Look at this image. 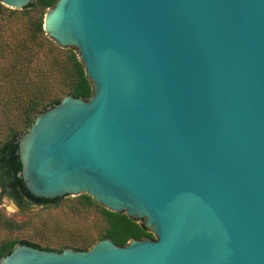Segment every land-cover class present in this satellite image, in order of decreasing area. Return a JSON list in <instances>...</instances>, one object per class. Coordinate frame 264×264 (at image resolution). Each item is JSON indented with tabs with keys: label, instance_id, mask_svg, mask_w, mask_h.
Masks as SVG:
<instances>
[{
	"label": "water",
	"instance_id": "water-1",
	"mask_svg": "<svg viewBox=\"0 0 264 264\" xmlns=\"http://www.w3.org/2000/svg\"><path fill=\"white\" fill-rule=\"evenodd\" d=\"M43 31L92 94L17 139L25 187L86 194L154 239L17 244L0 264H264V0H57Z\"/></svg>",
	"mask_w": 264,
	"mask_h": 264
},
{
	"label": "rangeland",
	"instance_id": "rangeland-1",
	"mask_svg": "<svg viewBox=\"0 0 264 264\" xmlns=\"http://www.w3.org/2000/svg\"><path fill=\"white\" fill-rule=\"evenodd\" d=\"M0 6V103L5 104L4 108L0 107L1 140L7 135V125L17 124L13 117L17 111L11 100L23 86L21 84L31 80L33 89L46 88L48 100L59 99L72 88L75 76L66 71L64 54L57 56L54 62L44 47L29 42L30 22L40 17L39 7L24 11ZM30 51L34 54L32 57ZM20 67L22 73L18 72ZM0 212L12 224L10 228L0 225V245L13 240H28L57 252L74 249L84 242L92 247L106 227L104 218L96 209L88 208L68 195L61 197L56 204H26L20 208L0 188Z\"/></svg>",
	"mask_w": 264,
	"mask_h": 264
},
{
	"label": "trees",
	"instance_id": "trees-1",
	"mask_svg": "<svg viewBox=\"0 0 264 264\" xmlns=\"http://www.w3.org/2000/svg\"><path fill=\"white\" fill-rule=\"evenodd\" d=\"M56 1L57 0H36L33 4L21 9L24 11H29L35 7L41 9L40 17L36 21L32 20L30 22L31 31L28 39L32 45L44 47L46 54H49V56L52 57L51 60L54 62L57 61V56L64 54L66 59V71L75 76L72 88L65 93L64 97L71 95L73 97L87 99L91 96L92 91L75 49L60 47L54 41L50 40L43 31L44 15ZM0 10H2L1 6ZM31 48L33 47L30 46V49ZM33 55L34 54L31 53V57ZM11 71H14V68H12ZM18 72L22 73L21 67ZM32 83L33 82L29 80L27 83L21 84L23 86H20L18 91L15 92L17 93L15 94L16 97L12 98L11 101L17 111L13 116L17 124L7 125V135L4 139L0 140V188L2 193L12 199L20 208L24 207L26 204L46 206L49 204H56L61 200V198L41 199L34 197L25 187L20 177L21 163L19 160L17 139L30 128L37 114L58 104L64 98L48 100L46 88L39 87L35 90L33 86H31ZM4 105L5 104L0 103V107L4 108ZM75 199L88 208L96 209L104 218L106 227L103 234L100 235L96 241L110 239L117 246H124L130 239H154L153 235L148 232L141 220L131 219L124 213L111 212L94 202L92 198L86 194L79 195L75 197ZM0 225L4 228L12 227L11 220L1 212ZM17 244H26L43 250H51L48 247H42L28 240H13L0 245V258L10 254ZM90 247L91 245L85 244L84 242V244L75 246L73 250L86 251ZM62 250L63 249L59 250V252Z\"/></svg>",
	"mask_w": 264,
	"mask_h": 264
}]
</instances>
